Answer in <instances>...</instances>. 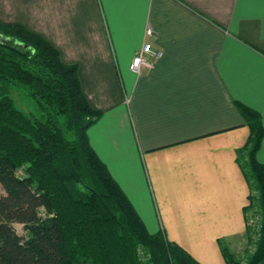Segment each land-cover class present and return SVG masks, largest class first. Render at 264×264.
Here are the masks:
<instances>
[{"label": "crops", "instance_id": "crops-1", "mask_svg": "<svg viewBox=\"0 0 264 264\" xmlns=\"http://www.w3.org/2000/svg\"><path fill=\"white\" fill-rule=\"evenodd\" d=\"M0 24L78 65L103 113L90 144L150 234L201 264H226L219 241L243 248L250 188L238 151L250 128L238 103L264 125V0H0ZM145 43L161 55L136 76Z\"/></svg>", "mask_w": 264, "mask_h": 264}, {"label": "trees", "instance_id": "trees-1", "mask_svg": "<svg viewBox=\"0 0 264 264\" xmlns=\"http://www.w3.org/2000/svg\"><path fill=\"white\" fill-rule=\"evenodd\" d=\"M13 87L26 91L37 115L17 107ZM238 107L250 128L238 162L250 188L246 237L256 250L246 251L243 263L219 245L226 264H261L264 164L257 155L264 125L259 112ZM102 115L83 93L78 65L64 63L42 36L0 24V264H201L163 232L149 233L91 146L88 130ZM253 207L260 211L254 231Z\"/></svg>", "mask_w": 264, "mask_h": 264}, {"label": "rangeland", "instance_id": "rangeland-1", "mask_svg": "<svg viewBox=\"0 0 264 264\" xmlns=\"http://www.w3.org/2000/svg\"><path fill=\"white\" fill-rule=\"evenodd\" d=\"M10 96L13 98V100L15 101L17 107L22 110L25 114L27 115H37V109L36 106L34 104L33 101H31V99L26 95V91H24L21 88H16L13 87L10 89ZM22 175V174H20ZM256 194V192H255ZM254 194V195H255ZM2 195H5V191L2 188V186H0V197ZM260 211L257 209V207H253L249 212H248V218H249V224H250V228L252 229V231H254V228L256 227V224L259 220V213ZM18 234L25 236L26 232L24 230V226L20 225V224H15L14 225ZM255 226V227H254ZM256 229V228H255ZM243 248H241V250H239L238 253H234L237 258L239 260H242L243 263H245L246 261V251H254L256 250L255 246L249 245L248 243V239L246 237L245 239V243L243 244ZM140 255H143V253H140ZM144 257V256H142ZM144 261L146 262V258H144Z\"/></svg>", "mask_w": 264, "mask_h": 264}, {"label": "built area", "instance_id": "built-area-1", "mask_svg": "<svg viewBox=\"0 0 264 264\" xmlns=\"http://www.w3.org/2000/svg\"><path fill=\"white\" fill-rule=\"evenodd\" d=\"M148 36L152 37L154 36V33L151 29L147 31ZM160 53L158 51H155L151 45V43H145L143 48L137 53V55L134 57L131 65H130V71L132 74L136 76H140L143 74L144 71L152 70L155 66L156 60L160 57ZM260 224V217L256 224V229L258 225ZM254 228V229H255Z\"/></svg>", "mask_w": 264, "mask_h": 264}]
</instances>
